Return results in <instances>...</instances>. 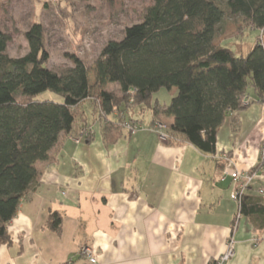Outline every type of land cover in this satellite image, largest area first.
<instances>
[{
	"label": "crops",
	"instance_id": "1",
	"mask_svg": "<svg viewBox=\"0 0 264 264\" xmlns=\"http://www.w3.org/2000/svg\"><path fill=\"white\" fill-rule=\"evenodd\" d=\"M246 99L232 113L238 128L230 116L218 128L214 153L179 135L159 139L160 122L152 125L150 110L143 118L141 106L125 111L136 128L106 142L104 119L82 102L78 133L60 137L49 159L36 162L0 264H214L229 237L234 253L224 264H264V227L236 218L235 181L223 169L227 156L239 171H253L246 193L264 202V101L251 90ZM53 211L62 215L58 231L46 225ZM84 244L95 263L80 254Z\"/></svg>",
	"mask_w": 264,
	"mask_h": 264
},
{
	"label": "trees",
	"instance_id": "2",
	"mask_svg": "<svg viewBox=\"0 0 264 264\" xmlns=\"http://www.w3.org/2000/svg\"><path fill=\"white\" fill-rule=\"evenodd\" d=\"M226 10L260 30L245 56L221 45L219 26ZM25 38L28 51L10 57V36L0 29V244L9 241L8 224L37 177L36 162L49 159L60 137L78 133V106L91 97L92 87L98 91L93 105L104 119L106 142L126 130L109 115L139 105L150 108L152 125L165 124L168 134L206 153L215 152L217 130L228 116L238 128L232 113L246 106L249 90L264 101V0H151L139 22L126 26L120 40L103 46L92 86L88 68L76 56L61 73L46 66L40 23H32ZM107 83H116L120 95L105 90ZM161 88L175 89L168 103L152 100ZM44 91L62 101L37 99ZM237 212L264 227L261 197L243 192ZM61 221V213L53 211L46 225L58 231Z\"/></svg>",
	"mask_w": 264,
	"mask_h": 264
},
{
	"label": "rangeland",
	"instance_id": "3",
	"mask_svg": "<svg viewBox=\"0 0 264 264\" xmlns=\"http://www.w3.org/2000/svg\"><path fill=\"white\" fill-rule=\"evenodd\" d=\"M149 4L151 0H0V29L10 36L6 53L10 57L24 55L28 51L25 32L32 23L38 22L43 28L44 48L49 56L46 66L61 73L71 66V57L76 56L88 68L92 86L95 62L103 46L110 40H120L125 27L139 22ZM219 27L223 29L221 45L230 48L236 56H245L260 35L259 29L252 28L240 15L230 17L227 10ZM103 88L120 95L116 83H107ZM91 89L89 102L82 105L92 106L97 99L98 91ZM36 98L62 101L60 95L51 91H44ZM156 99L159 103H168V90L161 88L153 93L152 100ZM142 108L146 118L150 108ZM114 117L126 130L136 128V121L125 112H116Z\"/></svg>",
	"mask_w": 264,
	"mask_h": 264
},
{
	"label": "built area",
	"instance_id": "4",
	"mask_svg": "<svg viewBox=\"0 0 264 264\" xmlns=\"http://www.w3.org/2000/svg\"><path fill=\"white\" fill-rule=\"evenodd\" d=\"M243 103H246V99ZM131 123V122H129ZM128 128H130V125H126ZM167 127L163 123H158V136L159 139L166 141L168 138V133L166 132ZM74 140L77 141V138H74ZM224 172L229 174L232 179L235 181V188L231 192L230 197L235 200L237 203L240 201V197L243 192L246 191L247 187L249 186L250 182L254 178V172L253 171H239L236 169L232 163V161L229 159V157L224 156ZM260 192H263L260 190ZM240 214L237 212L236 218H238ZM234 253V239L232 237H229L225 243V250L223 254L217 258L214 262V264H224L230 257H232ZM80 254L89 262V263H95V253L94 249L89 246L85 245L80 249Z\"/></svg>",
	"mask_w": 264,
	"mask_h": 264
},
{
	"label": "bare ground",
	"instance_id": "5",
	"mask_svg": "<svg viewBox=\"0 0 264 264\" xmlns=\"http://www.w3.org/2000/svg\"><path fill=\"white\" fill-rule=\"evenodd\" d=\"M242 194H243V193H242ZM85 245H86V244L82 245V246L80 247V249H81L83 246H85ZM80 249H79V252H80ZM222 254H223V253H222ZM222 254H221V255H222ZM221 255H220V256H221ZM220 256H219V257H220ZM219 257H218V258H219Z\"/></svg>",
	"mask_w": 264,
	"mask_h": 264
}]
</instances>
